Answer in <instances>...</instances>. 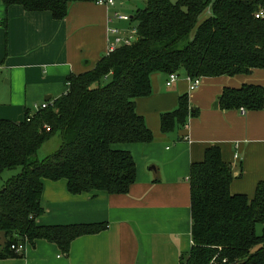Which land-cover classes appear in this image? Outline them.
Here are the masks:
<instances>
[{
  "label": "trees",
  "instance_id": "16d2710c",
  "mask_svg": "<svg viewBox=\"0 0 264 264\" xmlns=\"http://www.w3.org/2000/svg\"><path fill=\"white\" fill-rule=\"evenodd\" d=\"M2 1L25 11H48L55 20L67 15L71 2H94ZM260 12L263 16L256 17ZM129 18L128 27L136 28L131 44L118 45L91 69L68 76L66 90L45 101L47 107L27 109L22 121L0 119V173L21 169L0 189V259L22 257L24 251L11 245L34 246L39 239L67 255L75 238L106 228L105 222L38 224L44 213L43 180H65L71 194H126L136 164L123 146L154 139L135 103L151 93L153 73L182 69L190 78L232 77L264 68V0H145ZM215 106L261 110L264 88L224 87ZM195 113L187 94L179 96L177 107L160 115L161 132L184 127ZM56 134L58 148L38 159L41 145ZM232 180L231 164L216 144L206 146L203 158L190 164L192 245L180 254L179 264H264V180L252 196L231 192Z\"/></svg>",
  "mask_w": 264,
  "mask_h": 264
},
{
  "label": "crops",
  "instance_id": "0c3cea01",
  "mask_svg": "<svg viewBox=\"0 0 264 264\" xmlns=\"http://www.w3.org/2000/svg\"><path fill=\"white\" fill-rule=\"evenodd\" d=\"M113 6L75 1L64 18L55 20L48 11H25L0 0V119L22 121L27 109L35 112V105L59 97L68 76L94 67L105 55L114 13H120ZM128 28L127 24L124 33ZM244 76L207 77L221 78V86L208 88L213 95L198 111V124L191 120L186 131L172 138L159 133V124L164 109L174 106L177 93L171 94L167 106L158 99L137 98L136 111L155 140L123 146L136 164L135 181L126 194H71L65 180H43L44 213L38 224L105 222L106 228L75 238L67 255L54 243L39 239L34 246L25 244L22 257L0 259V264H179L180 254L192 245L190 164L203 158L205 147L218 145L231 164V192L250 195L264 178L258 172L246 173L253 156L264 153V109L243 113L215 106L222 89L242 86ZM177 84L178 92L188 93L186 74ZM200 85L192 90V99L201 94ZM189 105L196 111L193 102ZM234 160L240 162L239 168L232 165Z\"/></svg>",
  "mask_w": 264,
  "mask_h": 264
},
{
  "label": "rangeland",
  "instance_id": "374dc122",
  "mask_svg": "<svg viewBox=\"0 0 264 264\" xmlns=\"http://www.w3.org/2000/svg\"><path fill=\"white\" fill-rule=\"evenodd\" d=\"M144 6H145V0H115V5L112 7V9L113 10L116 9L117 11L122 13L123 15H127L128 17H131V16H134L136 14L138 9H141ZM205 14H208V13L205 12ZM113 21H114L113 25L120 27L121 29H126L127 24H128L127 22H125V23L119 22L120 20H116V19ZM177 74H179L177 81L174 84H172L171 86H167L165 84V77H163L164 76L163 73H154L151 76V93L146 97H141V98H150V100L158 99L160 101H165L166 106H167V103H168L169 99L171 98V96L173 94L177 93L174 106L171 105L168 109H164L165 111L162 112L161 115L165 112L174 110L178 104V97L181 95L187 94L189 103L193 102V107L196 109V113L191 117L189 116V118L187 119V123L184 127H177L172 132L165 133V135H167L168 137H171V138L174 137L177 132L183 133L184 131H186L187 124H189L191 122V120L197 121L196 123L198 124V120H197L198 116H199L198 111L199 112L201 111V108H203L202 107L203 105L204 106L207 105L206 102L213 95L211 92H209V89L218 88V86L220 87L221 83L223 81L221 78L210 79L207 77H200L201 94H198L196 96V98L192 99L191 98V97H193L192 94L195 91H187L188 93L178 92L177 82L179 81V79L184 80V78H185L184 70H182V69L179 70L177 72ZM158 75L161 77L160 79H156V77ZM243 79H244L243 84L260 83L264 87V68L254 70L252 73L245 75ZM186 84H187V82H186ZM205 92H206V94H205ZM262 109H264V106ZM263 123H264V120H263ZM159 129H160V124H159ZM159 133L163 134L162 132H159ZM261 133H263V132H261ZM59 144H60V137L58 134H56L55 136H53L50 139H47L41 145L39 150L37 151V158L42 159V158L46 157L47 155H49L50 153L55 151L58 148ZM167 144H170V146L173 145L172 143H167ZM260 157H263V159H260ZM234 162L235 163L234 164L232 163V165L233 166L236 165L239 168V166L241 165L240 162H237L236 160H234ZM250 162L251 163H249V164L247 163L246 173L247 174H253V173L258 172L261 176H264V153L262 151L258 152V154L256 156H253V161H250ZM20 171H21L20 167L3 170L0 173V189L6 184V182L8 180L16 177L18 175V173H20ZM261 180H264V178H262ZM255 187H256V185H255ZM255 187H253L252 192L249 193L251 196L254 193ZM259 232H260V226L258 227V233ZM3 240H4L3 233L0 232V243Z\"/></svg>",
  "mask_w": 264,
  "mask_h": 264
},
{
  "label": "built area",
  "instance_id": "2783aa9c",
  "mask_svg": "<svg viewBox=\"0 0 264 264\" xmlns=\"http://www.w3.org/2000/svg\"><path fill=\"white\" fill-rule=\"evenodd\" d=\"M94 3L98 5H104L106 7L113 6L115 1L114 0H94ZM259 15L263 16L262 12L259 14H256V17H259ZM114 17L116 19L128 21L130 18L127 15L120 14L118 12L114 13ZM108 38H107V48L105 51V54L108 55L112 51L116 49L118 45H129L136 39V28L131 27L128 28V34L124 33V31L117 27V26H109L107 30ZM134 38V39H133ZM177 73L173 72L167 75V79L165 81V84L167 86H171L173 82L177 80ZM188 80V90L192 91L196 89L200 84V77L190 78L187 76ZM47 102H42L39 105L34 106V111H37L38 109L47 107ZM240 111L244 113V110L240 108ZM11 248L14 249L16 252H21L25 250V244H17V245H11Z\"/></svg>",
  "mask_w": 264,
  "mask_h": 264
},
{
  "label": "water",
  "instance_id": "95a60500",
  "mask_svg": "<svg viewBox=\"0 0 264 264\" xmlns=\"http://www.w3.org/2000/svg\"><path fill=\"white\" fill-rule=\"evenodd\" d=\"M239 263V261H234V262H231V263H229V264H238Z\"/></svg>",
  "mask_w": 264,
  "mask_h": 264
}]
</instances>
